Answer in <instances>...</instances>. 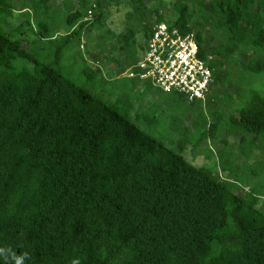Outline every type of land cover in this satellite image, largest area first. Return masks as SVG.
I'll return each instance as SVG.
<instances>
[{"label":"trees","instance_id":"16d2710c","mask_svg":"<svg viewBox=\"0 0 264 264\" xmlns=\"http://www.w3.org/2000/svg\"><path fill=\"white\" fill-rule=\"evenodd\" d=\"M151 1L158 5L0 0V247L27 252L26 264H264L259 194L188 160L186 133L179 151L169 148L129 118V104L91 88L134 65L153 25L169 17L194 33L216 93L226 84L237 92L224 132L256 142L264 137V0H175L168 14ZM112 4L127 7L120 33L105 28ZM25 24L34 37L20 32ZM99 31L103 39L88 36ZM79 42L94 45L72 57L81 79L59 69ZM226 66L246 73L247 92L244 77L225 79ZM212 117L202 138L216 137L217 110Z\"/></svg>","mask_w":264,"mask_h":264},{"label":"rangeland","instance_id":"374dc122","mask_svg":"<svg viewBox=\"0 0 264 264\" xmlns=\"http://www.w3.org/2000/svg\"><path fill=\"white\" fill-rule=\"evenodd\" d=\"M175 0H162L164 6L162 12L171 13L174 8ZM148 6L155 8L158 3L148 0ZM108 18L105 28L109 27L115 33H120L124 30L127 7L124 4H112L108 8ZM58 23L62 24L63 13L58 14ZM166 23L170 22V18L166 17ZM16 24L10 25L8 28L12 30ZM20 32L34 37L28 25H23ZM100 33L91 32L88 36L99 37ZM86 41V36L82 38L81 43ZM139 43L143 42L142 34L137 35ZM113 41V40H112ZM79 42V45H80ZM76 44V43H75ZM79 45H74L73 51H68L63 54V58L59 63V69L62 73L76 74L75 67L72 64V57L79 58L77 48L86 51L89 45H84L81 48ZM104 46L111 47V41H105ZM94 45H90L89 49H93ZM74 54V55H72ZM224 77L229 81H235L246 76V73L234 71L233 67L224 68ZM104 75V74H103ZM105 76V75H104ZM106 79L108 76H105ZM264 78V73L262 74ZM115 81L106 84L94 85L91 84L92 91L97 95L112 103H117L122 107H127L129 104L131 110L129 118L132 119L141 128L147 130L159 143L166 145L169 148L179 151L177 146L178 139L182 133L189 135V142L186 143L182 154L196 164L197 166L204 165L221 175V178L232 179L239 187V192L245 194L247 191L259 194V203L264 201V137H259L256 142L253 140L252 134H246L244 141L240 142L238 137H233L224 132V124L228 121V114L232 107L230 104L235 99L237 92H232V89L226 84L224 90L218 94L217 83L211 84L205 101L195 100L190 102L186 98L181 97L175 92L164 93L150 82H145L150 87L145 88L141 82H134V79L123 75L114 74ZM108 79V81L113 80ZM259 90L264 92V80L257 82ZM241 86L244 92L250 88V82L247 77L241 81ZM231 90V91H230ZM223 96V97H222ZM217 110L216 121L218 128L215 130L216 137L202 138L206 125L203 121L209 122L213 119L212 112ZM178 132L177 130H180ZM184 131V132H183ZM221 138L225 139L222 141ZM157 142V143H158ZM225 145V146H224Z\"/></svg>","mask_w":264,"mask_h":264},{"label":"built area","instance_id":"2783aa9c","mask_svg":"<svg viewBox=\"0 0 264 264\" xmlns=\"http://www.w3.org/2000/svg\"><path fill=\"white\" fill-rule=\"evenodd\" d=\"M124 75L150 82L164 93L175 92L190 102L205 101L213 82L211 69L199 57L194 33H182L166 22L153 25L139 59Z\"/></svg>","mask_w":264,"mask_h":264},{"label":"clouds","instance_id":"9594fccd","mask_svg":"<svg viewBox=\"0 0 264 264\" xmlns=\"http://www.w3.org/2000/svg\"><path fill=\"white\" fill-rule=\"evenodd\" d=\"M0 258H3L5 264H26V261L30 259L27 252L16 253L11 248L0 247ZM71 264H80V260L75 258L71 261Z\"/></svg>","mask_w":264,"mask_h":264}]
</instances>
